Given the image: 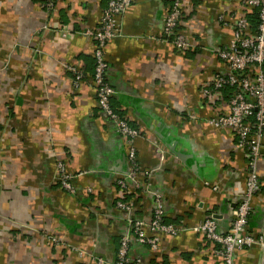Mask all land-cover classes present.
Listing matches in <instances>:
<instances>
[{
    "label": "crops",
    "instance_id": "1",
    "mask_svg": "<svg viewBox=\"0 0 264 264\" xmlns=\"http://www.w3.org/2000/svg\"><path fill=\"white\" fill-rule=\"evenodd\" d=\"M107 2L0 0V264L112 262L128 219L150 220L154 192L178 232L159 234L155 250L133 243L130 255L142 264H224L193 227L213 217L227 231L245 186V150L232 130L209 122L229 111L228 94L209 86L227 70L216 50L232 27L219 16L231 24L244 7L185 0L184 50L162 36L170 0H132L122 15L104 54L112 106L139 130L127 210L116 206V180L128 171V144L97 106L93 38L84 33ZM70 66L83 72L77 85ZM261 142L246 231L264 238V132ZM60 164L73 191L58 181ZM233 264H264V244L236 251Z\"/></svg>",
    "mask_w": 264,
    "mask_h": 264
},
{
    "label": "built area",
    "instance_id": "2",
    "mask_svg": "<svg viewBox=\"0 0 264 264\" xmlns=\"http://www.w3.org/2000/svg\"><path fill=\"white\" fill-rule=\"evenodd\" d=\"M241 4L244 10L234 15L230 20L220 14L219 20L223 25H231L232 35L216 53L226 66L225 72L215 75L209 84L212 91L220 90L225 84L236 86V91L228 100V113L217 114L209 122L221 128L232 130L236 135V144L245 150L247 156L248 173L244 190L235 207L234 217L228 230L220 231L213 217H206L193 227L195 232L201 233L205 239L215 244L213 251L224 264H233L234 253L253 244H264L263 236H255L246 231L251 212V198L259 189L260 182L257 165L260 159L261 139L264 132V0H233ZM132 0H108L96 29H86L84 33L93 38L92 54L95 58L92 81L95 87L96 103L99 109L113 123L115 130L128 144V171L121 175L116 183L122 190H129L127 181L135 180L139 169L134 139L139 130L131 126L127 119L112 106L111 99L114 89L107 77L108 63L105 59L104 48L109 40L119 34L121 17L131 5ZM185 0H171L168 12L163 18V38L169 40L178 50L191 46L188 36L179 30ZM253 8L258 12V25L255 32L250 30L246 16ZM74 84L83 78V72L70 66ZM207 93V89H205ZM73 174L66 172L62 164L59 165L58 181L68 191H73L71 178ZM154 206L151 218L145 221L141 218H129L128 228L120 237L116 249V257L110 262L102 257L96 258V264H142L138 255L131 256L130 248L133 243L146 245L152 250L158 248L159 234H176L178 228L171 223L163 222L164 206L160 195L154 192ZM116 206L130 210L131 202L118 199Z\"/></svg>",
    "mask_w": 264,
    "mask_h": 264
},
{
    "label": "trees",
    "instance_id": "3",
    "mask_svg": "<svg viewBox=\"0 0 264 264\" xmlns=\"http://www.w3.org/2000/svg\"><path fill=\"white\" fill-rule=\"evenodd\" d=\"M170 3H171V0H170ZM170 5V4H169ZM169 9V8H168ZM168 12V11H167ZM247 18H248V21H249V24H250V30L252 32H255L256 28H257V25H258V12H257V9L256 8H253L252 11L248 12L246 14ZM92 60H93V65H92V70H94V64H95V58L92 54ZM262 69L264 70V63L263 65L261 66ZM93 72V71H92ZM236 86H233V85H228V84H225V86L223 88H221L220 90L226 92V94H228V97L230 98L232 96V94L236 91ZM228 98V99H229ZM117 111V110H116ZM118 112V111H117ZM120 113V112H119ZM221 114H224V113H221ZM248 173V171H247ZM116 187H117V192H118V198L117 199H121L123 201H128L130 202L129 200L131 199V196L132 194L131 193H128L126 192L125 190H122L118 184H116ZM257 192V191H256ZM255 194V193H254ZM163 222L165 223H169L167 221V217L164 216L163 217ZM119 244V243H118ZM118 246V245H117Z\"/></svg>",
    "mask_w": 264,
    "mask_h": 264
}]
</instances>
